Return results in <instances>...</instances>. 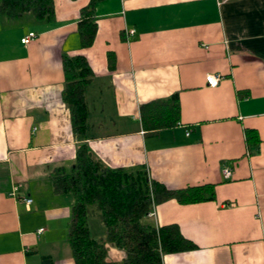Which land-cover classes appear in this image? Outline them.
<instances>
[{
    "label": "crops",
    "instance_id": "crops-1",
    "mask_svg": "<svg viewBox=\"0 0 264 264\" xmlns=\"http://www.w3.org/2000/svg\"><path fill=\"white\" fill-rule=\"evenodd\" d=\"M54 1V22L0 12V264H76L73 197L54 192L51 171L71 165L81 142L102 164L145 167L170 189L214 186L213 199L154 205L157 224H178L196 245L164 264H264V0H101L87 47L78 25L90 0ZM66 54L94 71L85 139L63 95ZM174 93L178 123L147 129L141 106ZM107 246L108 261L125 258Z\"/></svg>",
    "mask_w": 264,
    "mask_h": 264
},
{
    "label": "trees",
    "instance_id": "trees-1",
    "mask_svg": "<svg viewBox=\"0 0 264 264\" xmlns=\"http://www.w3.org/2000/svg\"><path fill=\"white\" fill-rule=\"evenodd\" d=\"M90 0L81 9L78 25L81 45L93 44L98 16ZM0 12L10 18H20L26 12L49 22L55 20L54 0H0ZM66 76L64 99L71 109L74 132L85 139L88 135L89 107L87 86L94 77L88 59L82 55H64ZM180 101L178 93L153 99L141 106L142 121L147 129L158 131L178 123ZM255 133L248 130V139ZM54 192L71 194L72 211L68 239L76 264H164L167 253L196 248L176 223L159 225L149 213L156 203L175 197L182 203H192L215 197L214 186L203 184L170 189L151 179L145 167L125 169L102 164L87 142H81L71 165L52 169ZM98 215L105 226L103 236L92 233L89 217ZM110 243L126 252L122 261L107 260ZM48 260V258H46Z\"/></svg>",
    "mask_w": 264,
    "mask_h": 264
},
{
    "label": "built area",
    "instance_id": "built-area-1",
    "mask_svg": "<svg viewBox=\"0 0 264 264\" xmlns=\"http://www.w3.org/2000/svg\"><path fill=\"white\" fill-rule=\"evenodd\" d=\"M135 32H136L135 29H127V33H128L129 36H133L135 34ZM36 37H37V33L36 32H34V31L29 32L26 36H24L22 38V42L23 43H29L33 39H35ZM220 78H221V76L219 74L209 73L207 75V82L211 86H216V85H218V83L220 81ZM231 173H232V171H231L230 167L227 166V167H225L223 169V174H224V176L226 178L227 177H230L231 176ZM25 200H26L27 205H30L33 199L31 197H26ZM154 214L155 213H154V209H153L149 213V215L152 216ZM43 230H44V228L42 227V228L39 229V232H42Z\"/></svg>",
    "mask_w": 264,
    "mask_h": 264
},
{
    "label": "rangeland",
    "instance_id": "rangeland-1",
    "mask_svg": "<svg viewBox=\"0 0 264 264\" xmlns=\"http://www.w3.org/2000/svg\"><path fill=\"white\" fill-rule=\"evenodd\" d=\"M101 220H100V218H99V216L98 215H91L90 217H89V224H90V226H91V229H92V231L94 232V233H98V232H101L100 231V229H97V227H101L100 225H102L101 224V222H100ZM96 223V224H95ZM97 225V227H95ZM104 228V227H103ZM109 244V243H108ZM107 244V245H108Z\"/></svg>",
    "mask_w": 264,
    "mask_h": 264
}]
</instances>
